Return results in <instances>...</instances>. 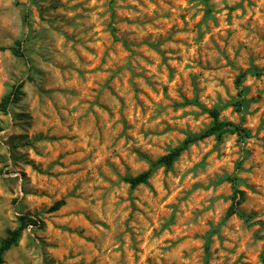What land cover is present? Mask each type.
<instances>
[{
  "label": "rangeland",
  "instance_id": "374dc122",
  "mask_svg": "<svg viewBox=\"0 0 264 264\" xmlns=\"http://www.w3.org/2000/svg\"><path fill=\"white\" fill-rule=\"evenodd\" d=\"M0 47L2 264H264V0H0Z\"/></svg>",
  "mask_w": 264,
  "mask_h": 264
},
{
  "label": "trees",
  "instance_id": "16d2710c",
  "mask_svg": "<svg viewBox=\"0 0 264 264\" xmlns=\"http://www.w3.org/2000/svg\"><path fill=\"white\" fill-rule=\"evenodd\" d=\"M15 45L16 47L12 48L13 54L16 56H23V53L20 48L21 46L20 40H17L15 42ZM2 49L3 48L0 47V50ZM252 72L254 74H259V71H257V69H253ZM245 73L246 72H241L236 78L237 86L240 87L239 93L243 91V87L241 86V83L243 81V78L245 77ZM7 102H8L7 98L2 101L1 103L2 110H6ZM209 114H210V117L212 118V122L208 128H206L204 131H202L199 134L188 136L179 146H177L176 148L169 151L167 154L158 158L154 163H152L151 167H149L147 170H144L135 176H126L124 180L131 187H135L137 185L146 183L148 179L150 178L154 167L163 166L166 169L170 168L172 164L175 162V160L180 156L182 151H184L190 144L194 143L196 140H199L202 137L215 135L216 137L220 138L224 133H232L240 137L246 135L245 128L242 127L240 124H236L231 121H225V120L220 119L219 111L217 108L210 109ZM227 179L230 182H232L233 187H235V182H234L235 179L233 177H228ZM242 199H243V192L234 188L233 203L230 209L228 210L229 214L239 213L237 206L241 203ZM64 204H65V200L60 199L56 201L50 207V209L57 210ZM30 222L32 223L34 222V220L31 219L28 215L23 214V215L18 216L17 226L13 229L8 230L7 235L0 242V264L3 263L4 253L18 243L20 237L22 236L24 228L28 224H30Z\"/></svg>",
  "mask_w": 264,
  "mask_h": 264
}]
</instances>
